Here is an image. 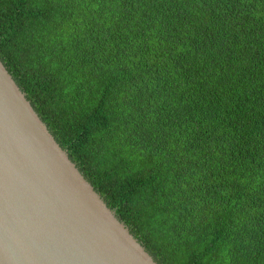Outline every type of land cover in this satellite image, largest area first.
Here are the masks:
<instances>
[{"label": "trees", "instance_id": "16d2710c", "mask_svg": "<svg viewBox=\"0 0 264 264\" xmlns=\"http://www.w3.org/2000/svg\"><path fill=\"white\" fill-rule=\"evenodd\" d=\"M0 60L159 264H264V0H0Z\"/></svg>", "mask_w": 264, "mask_h": 264}, {"label": "water", "instance_id": "95a60500", "mask_svg": "<svg viewBox=\"0 0 264 264\" xmlns=\"http://www.w3.org/2000/svg\"><path fill=\"white\" fill-rule=\"evenodd\" d=\"M0 264H156L1 60Z\"/></svg>", "mask_w": 264, "mask_h": 264}, {"label": "clouds", "instance_id": "9594fccd", "mask_svg": "<svg viewBox=\"0 0 264 264\" xmlns=\"http://www.w3.org/2000/svg\"><path fill=\"white\" fill-rule=\"evenodd\" d=\"M100 195V194H99ZM101 196V195H100ZM102 198V197H101ZM103 199V198H102ZM104 200V199H103ZM106 203V202H105ZM110 209V208H109ZM112 210V209H111ZM114 211V210H113ZM115 212V211H114ZM115 215H116V213H115ZM116 218L118 219V221L121 223L122 221H121V219L116 215ZM123 224H124V222H122ZM125 225V224H124ZM136 239V238H135ZM137 240V239H136ZM138 241V240H137ZM139 242V241H138ZM144 247V246H143ZM145 248V247H144ZM145 250H146V248H145ZM147 252H148V256L156 263V264H159V262L158 261H156L154 258H153V256L149 253V251L148 250H146ZM185 251V250H184ZM184 251H183V253L181 254V255H184ZM186 261L187 262H190V260H188V259H186Z\"/></svg>", "mask_w": 264, "mask_h": 264}]
</instances>
